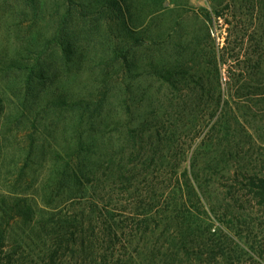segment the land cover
<instances>
[{
	"label": "rangeland",
	"instance_id": "1",
	"mask_svg": "<svg viewBox=\"0 0 264 264\" xmlns=\"http://www.w3.org/2000/svg\"><path fill=\"white\" fill-rule=\"evenodd\" d=\"M118 1L120 20L108 0H76L66 23V0H0V264H264V204L248 188L264 177V70L253 69L264 0ZM67 44L78 63L65 61ZM127 86L139 153L140 139L119 146ZM103 94L104 125L53 103ZM68 160L85 185L52 201Z\"/></svg>",
	"mask_w": 264,
	"mask_h": 264
},
{
	"label": "trees",
	"instance_id": "2",
	"mask_svg": "<svg viewBox=\"0 0 264 264\" xmlns=\"http://www.w3.org/2000/svg\"><path fill=\"white\" fill-rule=\"evenodd\" d=\"M76 3H77L76 0H66V3H64V7H67L66 8V12H65V17H64L65 20H64V22L66 21V23H67L68 21H70L73 18L74 13H75V12H73L74 11L73 7L77 6ZM108 3L110 4V6L118 8L119 12H114L113 11L112 15H116L119 20L122 19L123 16H121V15H124L126 10H124L121 2H119L118 0H108ZM254 6L256 8H258L256 6V3L254 4ZM98 8L99 9H98L97 13H99L100 16H102L105 19H107V17L109 16V12H107L105 10L106 8L104 6H102L101 4L98 5ZM260 8L263 11V3L260 4ZM89 9L90 8H88V11H87L88 15L91 12V10L89 11ZM216 15H217L218 21L220 19H222V20H224L226 22V24H228L229 20H228L227 13L217 12ZM244 15H245V19L246 20L249 19L251 24L254 25V28L257 27V24H258L257 20H259L260 17H255V16L252 17V4H251V7H250V10H248V14H244ZM232 17H233L232 18L233 20L237 21L238 14L234 11V14H233ZM86 18H90V17L86 16ZM204 18L206 19V21H209V22L212 21V19L207 14L204 16ZM107 23H108V26H111L109 24V22H107ZM86 24L88 25L87 22H86ZM263 24L264 23L262 22V25ZM251 29H252V26H251ZM124 31L127 32V34H128L129 31H131V29H125ZM139 42H140V40H139ZM124 52L125 51L123 49L121 50V49H118V48L117 49L115 48V50H112L113 55H119V57H117V61H120L122 59V58H120V55L122 57V54ZM64 53H65L64 55L66 57L65 61L68 64L78 63V60L76 61V59L78 57V55L76 54V50H74L69 44L65 45ZM79 60H80V58H79ZM258 60L259 61L257 62V64H255L253 66V69H258L260 72H263L261 70L262 69L264 70V62L261 61V58H258ZM120 64L124 65L125 62L124 63L121 62ZM154 66H156V65H154ZM154 66L152 65L151 67L155 70ZM251 70H252V68H251ZM172 72H173L172 70H167V75L169 77L165 78V79H166V81L169 84L172 85L173 89H176L177 88V84H176L177 82H175L173 80V73ZM27 84L29 86L28 89L31 90L30 89L32 87L31 84L29 82ZM32 84H33V82H32ZM131 90H132V86H127L126 87V89L124 91L125 92L124 93V98L121 101V106H122V108L127 107V110H124L125 111V117H126V120L129 121L128 123L130 125H132V126L127 128V132H128L129 136L127 138H125L123 143L122 144L120 143L119 146H120V148H122L125 144L128 145L129 139L133 143H134V140L140 139L141 143H137L136 142L133 145L134 147L136 146V149L130 148V150L132 152L139 153L140 151L138 150V148H141V146H143V144H144V140H142V134L144 133L145 129L143 128L142 121H140L138 124H136L135 121L137 120V118L135 117V113L132 111L131 107L129 106L131 104V101L134 100L132 98V96H131ZM54 99H55L56 102L54 101L53 103H59L60 104L62 102L59 106L57 104V106L60 109L64 108V111L65 110H81L83 112V114L80 117L81 119H83L87 115H90V114H93V113L97 112L99 114V118L98 117L96 118V119H98L97 120L98 124L102 123V125H104V123L106 121V118H103V114H101V112H99L104 107V105L107 103V98H106L105 94L102 95V98L101 97L99 98L97 96V98L93 102H90L89 100H77V101H67V99L66 100H64V99L63 100H61V99L59 100L57 97L54 98ZM219 102H221L220 98H219ZM89 105H91L90 108H89ZM226 105H228V104L226 103ZM184 109L187 110L188 107L185 105V107H183V111H184ZM93 117H95L94 114H93ZM183 117H184V114H183ZM90 118H92V115L90 116ZM147 119H148V122L152 125L154 123L155 119H156V115H151ZM234 119H236V118H234ZM112 122L114 123V124H110L112 129L109 128L108 125H105V128L110 129L111 131L114 132L115 130H118L121 122L115 121V120H113ZM155 129H156V131L161 133L160 130H159V126L158 125L155 127ZM93 130H94V128H93ZM79 138H81V141H80V143L78 145V149L81 152H87V147H86L87 141L86 140L83 141L85 139L84 135L81 133L79 135ZM230 157H232V156H230ZM116 161L117 160L114 159V161H113L114 164L113 165L116 168L118 177L121 178V179L124 178V180L127 179L126 178V174L128 173V170H127L126 164H123L122 161H121V162H119L116 165L115 164ZM230 161H232V160H230ZM82 169H83L82 168V163H81L80 160L79 161H76V160H74V161L73 160L66 161L65 170H64V172H63V174L61 176L62 178L57 183V187H59V189L56 188L57 192L54 194V192L52 191L50 193V195H49V197L51 199H53L52 201H55V200H57L59 198H63V196H62L63 193L65 191L68 192L70 186L83 187L85 185L84 179H86V176L84 174L80 175L82 173L81 172ZM130 171H132V169ZM82 177H83V179H82ZM249 181H250V183L248 184V188L250 187L252 194H254V196H255V198L257 200H259V203L260 204H264V177H259V176L250 177ZM122 182H124V181L122 180ZM66 198H68V196ZM82 232H83V229L81 228V230L79 232H77L76 235L79 236V235H81ZM4 242H5V228L0 226V249L4 246Z\"/></svg>",
	"mask_w": 264,
	"mask_h": 264
}]
</instances>
